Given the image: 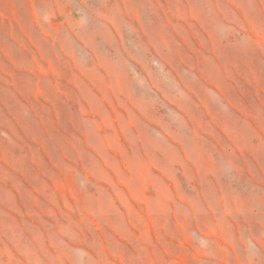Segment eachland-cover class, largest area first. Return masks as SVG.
Listing matches in <instances>:
<instances>
[{"label": "rangeland", "instance_id": "1", "mask_svg": "<svg viewBox=\"0 0 264 264\" xmlns=\"http://www.w3.org/2000/svg\"><path fill=\"white\" fill-rule=\"evenodd\" d=\"M0 264H264V0H0Z\"/></svg>", "mask_w": 264, "mask_h": 264}]
</instances>
